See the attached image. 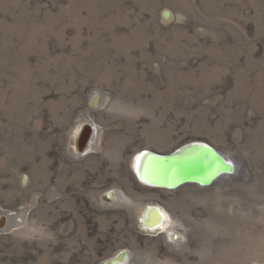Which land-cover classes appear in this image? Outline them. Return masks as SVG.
Returning a JSON list of instances; mask_svg holds the SVG:
<instances>
[{"label": "rangeland", "instance_id": "obj_1", "mask_svg": "<svg viewBox=\"0 0 264 264\" xmlns=\"http://www.w3.org/2000/svg\"><path fill=\"white\" fill-rule=\"evenodd\" d=\"M191 140L246 173L174 189L135 175L139 150ZM150 207L170 221L148 226ZM120 251L264 264V0H0V264Z\"/></svg>", "mask_w": 264, "mask_h": 264}, {"label": "bare ground", "instance_id": "obj_2", "mask_svg": "<svg viewBox=\"0 0 264 264\" xmlns=\"http://www.w3.org/2000/svg\"><path fill=\"white\" fill-rule=\"evenodd\" d=\"M201 141L191 140L189 142ZM204 142V141H202ZM188 144V142L178 146L170 152H179L177 158L164 160L163 157H155L152 149L139 150L135 160V175L145 184L153 187H163L172 189L170 184H175L183 180H207L219 174L213 183H232L243 176L247 171V165L243 159L231 154L214 153L206 146L201 147H187L182 151H177L181 146ZM84 145V144H83ZM144 151V152H142ZM164 152V153H170ZM160 153V152H159ZM163 153V154H164ZM226 153V152H225ZM230 161L233 166H227V161ZM244 173V174H242ZM169 184V185H168ZM184 185H192L186 183ZM183 185V186H184ZM159 207V206H158ZM162 210V208H160ZM156 207H150L144 215V221L150 227L156 228L164 222H169L167 218L170 214L161 211ZM172 237L177 238L175 233L170 234ZM125 252L120 251L116 256L107 260L106 264H120L125 257ZM126 258V257H125ZM127 259V258H126Z\"/></svg>", "mask_w": 264, "mask_h": 264}, {"label": "water", "instance_id": "obj_3", "mask_svg": "<svg viewBox=\"0 0 264 264\" xmlns=\"http://www.w3.org/2000/svg\"><path fill=\"white\" fill-rule=\"evenodd\" d=\"M203 146H206L208 149H210L211 151H215L214 153H219L223 156L222 153L219 152V149L217 147H215L214 145L208 143V142H202V141H194V142H188V144H185L183 146H181L177 151H182L184 148H187V147H203ZM205 148V147H203ZM153 155H155V157H163L164 160L168 161L170 159H175L177 158V156L180 154H183V153H179L176 151L175 152H170V153H159L158 151H155L153 150ZM218 155V154H217ZM224 157V156H223ZM178 159V158H177ZM227 161V160H226ZM226 164H228L227 166H233V164L230 162V161H227ZM219 174L215 175L214 177H211V179H207V180H199V179H194V180H190V179H187V180H183L181 182H178V183H173V184H170L172 187V189L174 188H178V187H181L183 186L184 184L186 183H191V184H200V185H203V186H208V185H211L213 183V181L217 178ZM169 185V184H168Z\"/></svg>", "mask_w": 264, "mask_h": 264}]
</instances>
